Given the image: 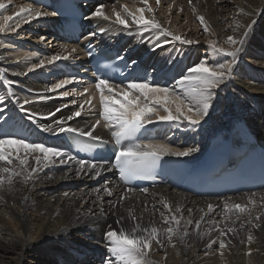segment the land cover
Listing matches in <instances>:
<instances>
[{
    "label": "bare ground",
    "instance_id": "bare-ground-1",
    "mask_svg": "<svg viewBox=\"0 0 264 264\" xmlns=\"http://www.w3.org/2000/svg\"><path fill=\"white\" fill-rule=\"evenodd\" d=\"M0 2L7 5L6 10H0V16L13 15L19 11L21 6L29 4L41 11L52 13L49 11L50 9L36 7L28 0H0ZM218 2L224 7H218V5L217 11L216 7H212V9L218 13V9L221 8L219 10L221 12L220 20L224 17L222 12H226V8L229 6H234L235 12L233 15L231 14L232 22L226 27L215 26L206 17L209 13L203 16L208 26V31H204V25L198 19L202 13L193 9L198 5H194V0L193 3L190 0H160L159 4H157V0H148L153 12L145 11V16L147 18L154 16L163 28H167L174 35H182V39L192 41L190 44H183L181 41L173 40L171 36H161L158 30H141L132 24L128 17L126 18L131 24L129 28L115 22L113 8L122 12V6L127 5L129 9L135 11L137 8L145 7L142 0H85L92 12L103 5L106 14L113 16L111 20L96 17L90 21V24H97L95 28L97 32L103 31L98 39L110 45L122 44L124 54L132 55L131 58L134 57L135 67H142L147 78L160 86L180 92L176 80L187 73L188 59L197 58L198 54L200 55L198 53L200 49L207 51V54L202 55L205 52L203 51L198 60L193 63L194 65L205 59L209 63H232L230 78L215 90L213 106L198 125H190L187 121H162L164 125L160 132L164 131L165 137L162 140L167 143H149L167 147L172 145L174 150L181 151L193 148L195 151L190 155L182 156L190 160L200 158L204 153V147L215 136L220 138L222 130L233 128L239 119L244 120L257 140L264 144V112L258 103H264V80L256 82L252 75L254 73L264 77V13L262 14L264 0H219ZM163 3L170 5L174 3L172 8L177 6L178 14L181 12L186 16L185 24L191 25L190 30L183 28L181 34L171 26L175 19L171 20L170 17L167 18L164 15L162 17L158 14L163 12L161 8ZM205 12H208L207 9ZM52 16H42L32 19L28 23H25L23 19L13 21L10 22L11 27L14 28L16 22L20 23V27L15 31L0 32V69L5 70L3 74H0V96L5 97L0 102V109H3L0 112V136L13 134L18 138L27 137L30 142L58 147L68 156H73L62 140L64 133L42 132L38 124H52L55 127L54 121L64 119L65 127L78 128L85 132L92 131L94 136L100 138L112 137V133L117 128L107 126L103 120L100 114L102 111L100 94L96 88L85 86L76 90L75 94L68 92V96L72 95L70 98L60 100L61 96H55V94H60L61 91L67 92L63 88L71 85H65L63 90L50 91L54 84L50 86L46 79L40 75L41 72L49 73L46 77L55 84L68 79L64 73L59 75V65L65 62L64 65L74 66L77 64V62H73L74 58L81 54V47L64 42L57 31L51 32L50 26L53 27L55 24V19ZM215 18L217 19V17ZM257 20H260L258 24ZM253 22L257 24L254 23L252 29L254 33L251 32L252 36L249 38V35L243 45L227 43L228 36H234L237 40L241 39L247 25ZM261 23L262 27H260ZM201 32L202 36L206 37L204 41L199 38L197 40L196 37L193 38ZM28 34L31 35L30 38H27L29 42H21L22 36L25 38ZM188 34L189 36L191 34V39L187 37ZM42 37L43 39H41ZM157 41L161 47H155ZM209 41H215L219 47L228 50L241 48V51L233 59L224 54L214 53ZM73 48L76 49L75 52H71ZM32 49L35 50L34 56L31 55ZM37 50H42L41 55L36 54ZM57 53H62L68 58L57 60L52 63L53 65L47 64L45 67L28 71L32 64L39 63V59L51 57ZM212 55L215 56L212 58ZM245 56L247 59H244ZM222 58L223 61H221ZM253 58L260 62L253 61ZM193 64L191 66H194ZM55 65L57 68L53 69ZM5 79L11 83L5 84ZM126 84L114 83L119 86ZM85 89H88V92L84 95ZM25 99L32 101L25 107L37 114L36 123L30 121L27 115L20 110L17 101L22 103ZM79 100L80 102H78ZM89 100L93 101L92 106L90 103H86ZM233 101L237 107L235 113L228 112L229 108L227 110L224 108L228 102L231 106ZM76 103L77 105L72 106ZM95 103H97L96 106H94ZM244 103L249 106V109ZM81 104L84 105L83 109L85 108V110L81 109ZM57 108L61 110L56 112ZM77 111L81 112L80 116L67 120L68 116ZM159 111L160 115L165 114L162 108ZM50 112L55 115L49 116ZM150 119L152 124H157L159 121L154 115ZM97 120L100 123L93 129L92 126L96 124ZM251 123L255 128H260L261 132L258 133L254 130ZM174 131L176 135H173ZM77 160L79 159L75 158L66 164H60L59 158H57L56 163L43 167L28 182L23 183L21 182L22 178H19L11 186V190L8 185L0 189V196H3V199H0V264H74L75 262L78 264H102V259L108 255L105 233L109 226L121 227L116 223L121 217L125 218L124 227L131 228L133 226V222L128 218L129 209L140 218L144 226H149L151 222L166 227L161 223L162 218L159 215V211H166L163 209L162 199H166L173 206V211H175L176 205H180L184 218L193 221L200 219L203 215L201 209L206 212L207 205L212 204L215 209L205 219L221 221L223 205L226 200L230 203L245 204L248 203L247 197L253 194L257 206L252 209L251 217L253 223L261 225L259 228H253L251 224L240 227L241 222L248 219L247 213L234 225L229 224L230 227H236L237 232L228 233L226 237H220L215 229L211 235L201 237L197 235L194 225H190L189 235L185 241L176 240L175 247L166 244L165 248H159L154 244L148 257V264H264V206H261L264 188L216 198L197 197L170 186L147 187V193L143 192L145 188H132L134 191L128 194L127 199L121 201L120 197L125 194L126 189L131 187L124 186L119 181L110 163L97 162L103 164L99 176L89 169L77 175ZM30 164L34 166V162L30 161ZM3 166L5 165L0 163V167ZM103 186L110 188L112 194L104 192ZM96 189H100V191L97 192ZM65 193L68 195L65 196ZM188 209H192L190 216ZM257 215L262 216L258 221L255 220ZM232 220H236V217L232 216ZM209 227L208 224H202L201 232L206 231ZM250 232L254 236L251 244L247 240ZM83 236L97 245L91 257L79 256L78 251L74 250L81 247L80 241ZM220 239H224L228 243V247L223 250L219 248ZM249 248L252 249L251 254H249ZM53 251L58 253L59 258L54 256ZM221 251H223V255H221ZM34 252H37L36 256Z\"/></svg>",
    "mask_w": 264,
    "mask_h": 264
},
{
    "label": "snow or ice",
    "instance_id": "snow-or-ice-1",
    "mask_svg": "<svg viewBox=\"0 0 264 264\" xmlns=\"http://www.w3.org/2000/svg\"><path fill=\"white\" fill-rule=\"evenodd\" d=\"M160 0H157L159 4ZM145 7L137 8L135 11L128 8L127 5L122 6V12L113 8V16L115 22L125 28L131 27V23L135 24L141 30L155 29L160 32L161 36H171L173 40L181 41L183 44H190L192 41L182 39L179 35H174L167 28H163L162 25L154 18H147L145 11L152 13L153 9L148 3V0H142ZM7 5L4 2H0V10H6ZM54 15L34 8L31 4L21 6L19 11L13 15L0 16V32L15 31L20 27V23L16 22L15 27H11L10 22L24 20L25 23L30 22L32 19H36L42 16ZM95 17H101L107 20H111L113 16L106 14L104 6L100 5L92 14ZM200 23L204 25V31H208V26L205 23L203 16L198 17ZM254 23L248 24L246 31L243 33V37L237 40L234 36L227 37V43L231 45H243L254 27ZM89 35H95L90 33ZM43 39V37L41 38ZM167 42V41H165ZM214 53L224 54L225 56L232 57L237 56V53L241 51V48H234L228 50L224 47H219L215 41L208 42ZM155 47H161L159 41L156 42ZM76 49H71V52H75ZM70 54V53H69ZM31 55H35L32 53ZM68 57L62 53H57L51 57L41 59L39 63H34L28 69V71H34L41 68L46 64H52L57 60L67 59ZM4 69H0V74L4 73ZM232 72V63H209L208 60H201L199 63L187 69V73L180 76L176 80V85L180 88V92H176L175 89L160 86L158 83L147 78V74L144 77H136L130 79L125 86L114 85L110 78H99L96 81L95 88L99 91V99L102 106L101 116L107 123V126H115L118 130L112 133L115 138V143L120 146L119 150L115 154V165L119 168V174L124 181H130L133 178L141 176L144 172L151 169L163 156L174 155L177 157L188 156L195 151L193 148H186L184 150H173L166 145L156 144H139L128 143L123 145L122 141L132 140L135 134L145 124L152 123L150 117L156 116L159 121L168 122H181L187 121L190 125H198L203 117L208 115L209 109L213 106V100L215 96V90L225 80L229 79ZM69 79H64L50 89V91H56L63 88L65 85L71 83ZM5 84H10L11 81L4 80ZM88 92V89L84 90ZM107 93V94H106ZM62 96H68V92L60 93ZM5 99L4 96H0V102ZM20 110L27 115V118L33 123H36V113L31 112L25 105L32 103V101L25 99L22 103L17 101ZM91 101H86L90 103ZM81 104V109L83 108ZM64 107V106H62ZM163 109L164 115H160V109ZM61 109L57 108L56 112ZM3 109H0L2 112ZM49 116H54L55 113H48ZM81 112H74L71 116L67 117V120H72L76 116H80ZM100 121L97 120L93 125V129L99 125ZM55 127L52 124H38V127L45 133H78L80 136L89 137L90 140L103 143L100 137L94 136L92 131H83L78 128L65 127V120L61 119L54 121ZM95 147L94 144H85L84 150ZM67 156V159H65ZM59 158L60 164H66L69 161L75 159L73 156H68L67 153L62 151L58 147H49L44 143L30 142L27 137L18 138L13 134H3L0 136V163L3 167H0V189H3L5 185L11 186L22 178L21 182L26 183L33 179L34 174L40 171L43 167H48L50 164L57 162ZM30 161L34 162V166L30 164ZM77 163V175L84 172L86 169L95 172L96 176L100 175V169L103 168V164H99L92 159L85 160L79 159ZM19 169V170H17ZM97 192L100 189H96ZM103 191L111 195V189L107 186H103ZM134 189L128 188L124 195L120 197L123 201L128 198V194L133 192ZM144 193L148 192V189H143ZM65 196L68 194L65 193ZM99 198V197H98ZM3 199V196H0ZM248 203H230L227 200L223 205L222 220H206L205 217L212 213L215 206L212 204L207 205V211L204 209L200 211L203 213L200 219L193 221L191 219H185L182 214V207L180 205L173 206L166 200L162 199L161 203L163 209L166 211H159V215L162 218L161 223L166 227H161L150 222L149 226L142 225L140 218L133 214V211L129 209L128 218L133 222L131 228L123 226L124 217H121L116 221L119 228L109 226L105 233L106 248L108 255L102 259V264H148V257L155 244L159 248H165L166 244L175 247V241L179 240L184 242L185 238L189 235V226L194 225V229L198 236L211 235L213 229H215L220 237H226L228 233H236V227H230L229 224L234 225L236 221L241 220V217L247 213L248 219L241 222L240 227H244L245 224H251L253 228H259V223H253L251 217V211L257 206V201L254 199V194L247 197ZM261 206H264V196L261 197ZM115 207V205H113ZM189 216L192 213V209L187 210ZM232 216L236 217V220H232ZM261 215H257L255 220H260ZM202 224H208L210 227L201 232ZM223 224V226H221ZM248 243L251 244L254 240V236L249 233L247 237ZM228 247V243L224 239L219 240L220 250ZM252 249L249 248V254ZM223 255V251H221Z\"/></svg>",
    "mask_w": 264,
    "mask_h": 264
},
{
    "label": "rangeland",
    "instance_id": "rangeland-1",
    "mask_svg": "<svg viewBox=\"0 0 264 264\" xmlns=\"http://www.w3.org/2000/svg\"><path fill=\"white\" fill-rule=\"evenodd\" d=\"M192 3H193V0H190ZM209 0H207V2H206V0H194V5H197L196 7H193V9L195 10V9H197V11H200V13H202V16H206L207 14H209V15H207L206 17H207V19L209 18L211 21L210 22H213V25L215 24V26H217V25H219L220 27H226L227 25H229V23H231L232 22V18H233V12H235V10H234V6H229L228 8H226L227 9V11L225 12L224 11V13L222 12V14L224 15V17L220 20L219 18H220V9H218V13L216 12L217 11V6L218 7H220V6H223V5H221L218 1L219 0H210L209 2L211 3H214V4H212V6H210L208 3ZM199 2V3H198ZM218 2V3H217ZM205 3V4H204ZM174 3H172V5H173ZM157 5V4H156ZM172 5H170V4H162L161 5V8H162V11L163 12H159L158 14H160V15H162V17H164V16H166L167 18L168 17H170L169 19H171L172 20V18H173V20H174V23L173 24H171V26L177 31V32H180L181 34H182V29L183 28H185L186 30H190V24L189 25H187V24H185V15L184 14H182L181 12H180V14H178V8H177V6L176 7H174V8H172ZM214 5V6H213ZM193 6V5H192ZM206 6V7H205ZM208 6V7H207ZM160 7V6H159ZM209 7H211V8H209ZM212 7L214 8V7H216V11L215 10H213L212 9ZM224 7V6H223ZM231 7H233V8H231ZM205 9V10H204ZM206 9H207V11L208 12H205L206 11ZM229 9V10H228ZM233 9V10H232ZM169 10V11H168ZM210 10V11H209ZM231 10H232V12H231ZM205 12V13H204ZM264 12H262V14H263ZM204 14V15H203ZM232 14V15H231ZM164 15V16H163ZM209 16V17H208ZM211 16H214V17H211ZM231 16V17H230ZM215 17H217V19L215 18ZM212 18H213V21H212ZM166 19V18H165ZM208 19V20H209ZM224 19V20H223ZM260 22V20H257L256 21V23L258 24ZM217 23H220V24H217ZM227 23V24H226ZM255 23V24H256ZM180 24V25H179ZM256 24V25H257ZM184 25V26H183ZM181 27L180 28V30H179V27ZM183 26V27H182ZM263 26V24L261 23V25H260V27H262ZM29 28V27H28ZM251 32H253V30L251 31ZM254 33V32H253ZM202 32L200 33V34H197V35H195V36H193V38L194 37H196L197 38V40H198V38L200 39V40H205L206 39V37H205V35L204 36H202ZM31 35H32V33H31ZM31 35H26L25 36V38H23V36H22V39H21V42H23V41H26V42H29V39L27 40V38L29 37L30 38V36ZM190 36H191V34H190ZM189 36V34L187 35V37H189L190 39L192 38V36L190 37ZM252 36V34H250V36H249V38ZM181 37L183 38V36L181 35ZM25 39V40H24ZM194 40H196V39H194ZM46 42H48V41H46ZM45 43V42H44ZM23 44V43H22ZM50 45H52V44H50ZM203 48V47H202ZM26 49H29V48H26ZM40 49V48H39ZM42 51V50H41ZM203 51H205L204 49H200V52H199V50H198V53H200V55H201V53L203 52ZM33 52H35V50H31V54L33 53ZM37 53L36 54H40L38 51H36ZM205 55V54H207V51H205L204 53H202V55ZM199 54H198V57L195 59V58H191V59H188V61H190V62H188L187 61V63L189 64V67L193 64V63H195L197 60H198V58H199V56H200ZM215 56V55H214ZM213 55H212V58L214 57ZM240 56V55H239ZM46 57V56H45ZM209 58H211V56H209ZM43 59H45V58H43ZM244 59H247V56H245L244 57ZM39 60H41V59H39ZM253 61H256V59H252ZM221 61H223V58L221 59ZM256 62H260V60L259 61H256ZM194 65V64H193ZM56 65L54 66V68L53 69H56ZM192 67V66H191ZM40 75L41 76H43L45 79H46V82L51 86L52 84H55V82H53V81H50V80H48L49 78L48 77H46L47 75H49V73H45V72H41L40 73ZM252 75L255 77H253V80H255L256 82H263L262 80H264V77H262V76H260V75H258V74H254V73H252ZM62 89V88H61ZM63 89H65L67 92H69V93H71V94H75L76 92V88H73L72 87V85L70 86V87H64ZM62 89V90H63ZM58 90H60V89H58ZM57 90V91H58ZM25 91V90H24ZM61 92H64V91H61ZM84 95L86 94V92H84L83 93ZM61 96V97H59L60 98V100L62 99V98H70V96H72V95H70V96H62V95H60V94H55V96ZM76 99H78V98H76ZM78 102H80V100L78 101ZM240 103V102H239ZM260 105H261V107H262V109H263V112H264V106H263V102H258ZM245 104V103H244ZM69 105V104H68ZM75 105H77V103L76 104H74V105H72V106H75ZM93 105V101H91L90 102V106H92ZM97 105V103H95V105L94 106H96ZM246 105V108H248L249 109V106L247 105V104H245ZM70 106V105H69ZM72 106H70V107H72ZM72 108H74V107H72ZM100 108H102V106H100ZM225 108V110H227L228 108V112H231V113H235L236 111H237V107H236V105H235V101H233L232 103H231V106H229V102L227 103V105L224 107ZM82 110H85V108L83 109L82 108ZM254 123H257V121H254ZM251 126H252V128L254 129V130H256L258 133H260L261 132V129L260 128H255L253 125H252V123H251ZM173 135H176L175 134V131H174V134ZM80 245H81V247L80 248H78V249H74V250H76V251H78V255L79 256H88V257H91L92 256V253H93V251L94 250H96V248H97V245L96 244H94V243H91V240L89 239V238H86V237H84L83 236V238L81 239V241H80ZM35 253V256L37 255V252H34ZM53 254H54V256L55 257H58L59 258V255H58V253H56V252H54L53 251ZM81 257V258H82ZM74 264H78V262H75Z\"/></svg>",
    "mask_w": 264,
    "mask_h": 264
}]
</instances>
